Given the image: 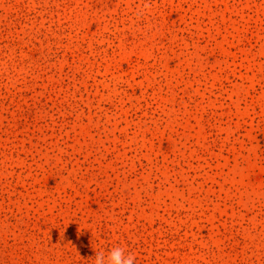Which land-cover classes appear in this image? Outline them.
Returning a JSON list of instances; mask_svg holds the SVG:
<instances>
[{
	"label": "rangeland",
	"instance_id": "374dc122",
	"mask_svg": "<svg viewBox=\"0 0 264 264\" xmlns=\"http://www.w3.org/2000/svg\"><path fill=\"white\" fill-rule=\"evenodd\" d=\"M264 264V0H0V264Z\"/></svg>",
	"mask_w": 264,
	"mask_h": 264
},
{
	"label": "clouds",
	"instance_id": "9594fccd",
	"mask_svg": "<svg viewBox=\"0 0 264 264\" xmlns=\"http://www.w3.org/2000/svg\"><path fill=\"white\" fill-rule=\"evenodd\" d=\"M94 264H135L136 257L122 247H113L106 253L95 250Z\"/></svg>",
	"mask_w": 264,
	"mask_h": 264
}]
</instances>
